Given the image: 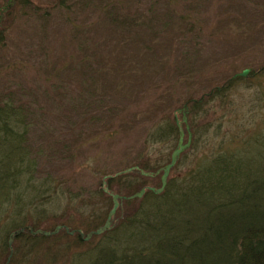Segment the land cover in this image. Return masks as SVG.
Masks as SVG:
<instances>
[{
	"label": "trees",
	"instance_id": "1",
	"mask_svg": "<svg viewBox=\"0 0 264 264\" xmlns=\"http://www.w3.org/2000/svg\"><path fill=\"white\" fill-rule=\"evenodd\" d=\"M249 80L232 76L205 97L187 99L183 129L175 116L160 117L125 162H115L110 153L103 160L102 152L86 161L96 179L92 186L41 171L45 152L31 141L26 105L14 95L0 97V264H264V100L260 106L254 103L259 98L242 102L252 114L250 124L239 122L234 133L223 126L226 119L233 128L236 119L230 118L240 109L230 93ZM83 84L87 100L82 107H76L77 99L72 104L85 120L80 127L71 120L76 134L53 149L57 156L75 158L85 139L95 142V135L110 141L128 126L106 125L103 114L111 107L94 110L103 95L92 78ZM219 110L223 117L216 122ZM255 113L260 114L256 119ZM184 132L191 143L177 157L164 189L151 190L162 186ZM142 189L141 197L129 198ZM113 194L130 209L87 240L88 233L105 225ZM46 221L56 224L44 231L62 229L35 233Z\"/></svg>",
	"mask_w": 264,
	"mask_h": 264
},
{
	"label": "rangeland",
	"instance_id": "2",
	"mask_svg": "<svg viewBox=\"0 0 264 264\" xmlns=\"http://www.w3.org/2000/svg\"><path fill=\"white\" fill-rule=\"evenodd\" d=\"M23 1L0 0V9H5L0 20V97L14 95L26 105L31 141L45 152L41 171L92 186L96 179L86 161L102 152L103 160L110 153L115 162H125L164 115L175 116L183 129L187 113L181 109L187 99L205 97L245 69L248 74L242 77L251 83L230 93L240 109L235 118L228 115L237 121L233 128L224 119L226 133H234L245 119L253 121L243 108L246 102L259 98L254 103L263 104L264 0ZM84 78H92L103 95L94 110L111 107L109 115L103 114L106 125L113 130L120 123L128 126L110 141L95 135V142L85 139L80 151L73 150L75 158L60 157L53 149L76 134L74 125L85 120L72 104L77 99L76 107H82L88 98ZM216 115V122L223 117L220 110ZM188 141L184 132L181 145ZM118 203L114 220L130 209ZM55 224L46 221L38 230Z\"/></svg>",
	"mask_w": 264,
	"mask_h": 264
},
{
	"label": "water",
	"instance_id": "3",
	"mask_svg": "<svg viewBox=\"0 0 264 264\" xmlns=\"http://www.w3.org/2000/svg\"><path fill=\"white\" fill-rule=\"evenodd\" d=\"M248 71H249V70L245 69V70H243L241 73H239L238 75H241V76H247ZM187 145H188V144H187ZM187 145H184V146H183V145H180L179 148H177V149L173 152L172 157H171V162H170V163L165 167V169H164V175H163V177H162V186H161L158 190H155L154 188L151 187V188H150L151 190H154V191H156V192H161V191L164 189V187H165V185H166V179H167V176H168V174H169L170 169L175 165V163H176V161H177V157L179 156V154L184 150V148H185ZM144 193H145V189H142L138 194H135L134 196H131V197H129V198H133V197H141ZM119 198H120L119 195H114V196H113V199H114V206H113L112 210L110 211V213H109V215H108V217H107V220H106L105 225H104L102 228H100V229H98V230H96V231H92V232L88 233L87 236H86V239H87V240H89V239L92 237V235H99V234L103 233L105 230H107V229H109V228L111 227L112 216L115 214V211H116V209H117V207H118V204H119V203H118V199H119ZM60 229H62V226H58V227L56 228V230L53 231V232L44 231V230H37L35 233H43V234H46V235H50V234H55V233H57ZM66 230L69 231V228H66ZM80 233H81L82 235H84L81 231H80ZM13 234H14V233H13ZM71 234H74V231H72ZM12 241H13V238L11 239L10 244L12 243Z\"/></svg>",
	"mask_w": 264,
	"mask_h": 264
}]
</instances>
